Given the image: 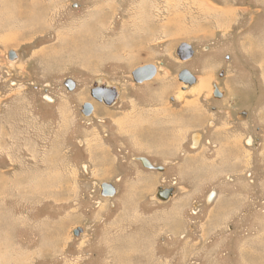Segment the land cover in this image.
<instances>
[{"label": "rangeland", "instance_id": "374dc122", "mask_svg": "<svg viewBox=\"0 0 264 264\" xmlns=\"http://www.w3.org/2000/svg\"><path fill=\"white\" fill-rule=\"evenodd\" d=\"M29 2L0 12V264H264V0H37L36 24ZM144 65L166 78L178 136L128 128L158 107V85L132 81ZM97 80L112 105L90 96Z\"/></svg>", "mask_w": 264, "mask_h": 264}, {"label": "water", "instance_id": "95a60500", "mask_svg": "<svg viewBox=\"0 0 264 264\" xmlns=\"http://www.w3.org/2000/svg\"><path fill=\"white\" fill-rule=\"evenodd\" d=\"M176 55L177 57H179V59L181 60H188L189 58H191L192 53L190 51V47L188 45L182 44L177 48L176 51ZM7 57L10 61H13L17 58L16 54L13 51H10L7 54ZM156 74V67L153 65H144L142 67H138L136 69H134L131 72V78L132 81L135 84H141L143 82L146 81H150ZM177 79L178 81L182 82L184 85L187 86H191L196 82V79L186 70H182L178 75H177ZM65 86L67 87L68 91H71L74 87L73 83L70 80H67L65 82ZM107 96V98L105 100H103L104 104L107 105H112L117 97V92L115 90V88L112 87H108L105 84H101V85H97L95 84L92 88V90L90 91V95L96 99L97 101H102V95ZM213 96L217 99V98H221V93L218 91V89L216 88V86L214 87V93ZM109 97V100H108ZM93 113V106L90 103H85L82 105V109H81V114L84 117H89L91 116ZM243 115H245L243 113ZM141 165L145 168V169H149V170H155V171H162L163 169L161 167H154L153 165L150 164V162L145 159V158H138L137 159ZM160 190V189H159ZM159 194H162V198L167 199L168 197H170L173 193V189H163L158 191ZM100 194L102 195V197L105 198H110L113 197L115 195V189L112 185L107 184V183H103L100 185ZM82 233L81 229H77L73 232V235L75 237H78L80 234Z\"/></svg>", "mask_w": 264, "mask_h": 264}, {"label": "crops", "instance_id": "0c3cea01", "mask_svg": "<svg viewBox=\"0 0 264 264\" xmlns=\"http://www.w3.org/2000/svg\"><path fill=\"white\" fill-rule=\"evenodd\" d=\"M161 72H159V76L161 77V78H165L166 76H167V73H161ZM163 75V76H162ZM166 79V78H165ZM165 79H161V80H158V82L157 81H148V82H150V86H148V87H144L143 89H141L140 88V86H139V89H137L136 91L137 92H139L140 91V89H141V91L142 90H145V91H148L149 90V87H154V86H156V85H158V87H157V90H155V91H157L159 94V101H158V103H156L155 105H158V107L157 106H155V107H157V108H155L154 107V105H153V109H154V112H156V111H159L162 107H161V104H162V101L164 100V97H166L171 91H169V90H167L165 87H164V89H161L160 90V87H161V85L162 84H160V82H162V81H165ZM164 85H165V83H164ZM150 91V90H149ZM154 91V90H153ZM153 91H151V92H153ZM153 92V93H157V92ZM117 97H118V93H117ZM152 107V106H151ZM167 108H165V106L163 107V111H162V113H161V115H162V118L163 119H158V120H156L158 117H160V115H156V114H154V115H152L151 116V114H146V113H144V112H140L139 114H140V118H138V117H136V118H134V121H133V119L131 120V119H128V121L129 122H131V124H129V126H128V128H137V129H140V128H146V127H148L149 126V128H150V125L151 126H154L155 125V121L157 122V121H159V122H157V124L158 125H160L161 127H164V126H166L168 123H171V126H176L177 125V136L178 135H180L181 134V125H183V118H182V116L181 115H179V114H174L173 112H171L170 111V109H167L168 111H165ZM182 109H186L187 110V108L186 107H182ZM138 111H140V110H138ZM156 116H158V117H156ZM170 116V119H169V121L170 122H164L165 120H166V118H168ZM173 118V119H172ZM192 119V118H191ZM193 120V119H192ZM195 120V119H194ZM161 121V122H160ZM143 122H145L144 124H143V126L141 125ZM173 122V123H172ZM148 123V124H147ZM165 123H166V125H165ZM138 126V127H137ZM182 127H184V126H182ZM169 128V127H168ZM152 130V129H151ZM173 131H171L170 133H172ZM175 133V134H176ZM132 136V138L134 137V134H131ZM169 143V142H168ZM173 144V143H172ZM176 144V143H175ZM174 144V145H175ZM167 145H171V142L169 143V144H167ZM173 145V146H174ZM174 147H177V145H175ZM233 148L235 149V150H238V145H234L233 146ZM233 158H235V156H236V153H233L232 155H231ZM237 157V156H236ZM236 159V158H235ZM234 160V159H233ZM151 164V163H150ZM152 165V164H151ZM164 171V169L162 170V172Z\"/></svg>", "mask_w": 264, "mask_h": 264}, {"label": "bare ground", "instance_id": "6f19581e", "mask_svg": "<svg viewBox=\"0 0 264 264\" xmlns=\"http://www.w3.org/2000/svg\"><path fill=\"white\" fill-rule=\"evenodd\" d=\"M36 2H37V0H30V2L29 3H27V6H26V8H27V11H28V13L30 14L29 15V17H28V20H30V19H33V22L31 23V24H33V23H35L36 24V22H38L40 19H42V15L41 14H38V13H36L35 11H34V9L33 8H35L37 5H36ZM17 0H1V2H0V12L1 11H3V12H5V11H7L8 9V14L10 15V16H14V14H15V10H18V7H17ZM20 4V3H19ZM22 4V3H21ZM20 4V5H21ZM38 6H39V4H38ZM40 7V6H39ZM205 7V6H204ZM13 8L15 9L14 11H13ZM11 10V11H10ZM35 10L37 11V8H35ZM19 11V10H18ZM27 11H25V13L27 12ZM8 14H1V15H5V16H8ZM20 15H21V13H20ZM93 15V14H92ZM17 16V15H16ZM27 16V15H26ZM25 16V17H26ZM18 18H21V16H18V17H16L15 18V20L16 19H18ZM98 18V17H97ZM8 19V18H7ZM10 19V18H9ZM185 20V19H184ZM6 24V23H5ZM83 24H85V23H83ZM9 25L10 24H6L5 26H2V28L4 29V30H8L9 29ZM15 25V24H14ZM28 25V24H27ZM20 26V25H19ZM36 26V25H35ZM24 27V26H23ZM17 28V27H16ZM32 28V27H31ZM30 28V29H31ZM15 29V28H14ZM33 29H35V28H33ZM202 29V28H201ZM28 30V29H27ZM32 31V30H31ZM183 31V30H182ZM186 31H189V30H186ZM24 32V31H23ZM28 33H29V31H27ZM184 32H185V30H184ZM83 33V32H82ZM179 33V32H178ZM183 33V32H182ZM20 34V33H19ZM23 34V33H22ZM79 34V33H78ZM10 35V34H9ZM81 35V34H80ZM84 35H87V33L86 32H84ZM180 35H182V34H180ZM184 35V34H183ZM67 36V35H66ZM65 36V37H66ZM73 36V35H72ZM186 36V35H185ZM73 39H74V37H72V38H68L67 39V42L68 43H70V44H72V43H76V42H74L73 41ZM4 40V39H3ZM10 41H11V38H10V36L9 37H7V38H5V44L6 43H10ZM14 41V40H13ZM66 42V43H67ZM65 47V46H64ZM66 50H68V49H66ZM72 55V54H71ZM70 55V56H71ZM67 56H69V55H67ZM73 56H79V54L77 53L76 54V52L74 51L73 52ZM69 58V57H68ZM72 58V57H71ZM190 59V58H189ZM60 64V63H59ZM156 67V66H155ZM156 73H157V68H156ZM155 76H156V74H155ZM154 76V77H155ZM153 77V78H154ZM152 78V79H153ZM151 79V80H152ZM197 81V80H196ZM99 83V84H98ZM96 84L97 85H101L102 84V81L101 80H97L96 81ZM107 86V85H106ZM198 86V85H197ZM196 86V87H197ZM204 85H201V87L199 88H196V89H190V87L191 86H187L186 85V88H185V90H187L188 88H189V90H188V93L190 92L191 94H193L194 92H197L198 90H201V88L203 87ZM109 87V86H108ZM195 90H197V91H195ZM91 96V95H90ZM107 96H108V94L106 95V96H104V95H102V101H98L99 103H102L103 102V100H105L106 98H107ZM152 97H151V101H155L156 100V102H155V104L158 102V100H160L159 98L158 99H156L155 97H153V95H151ZM92 97V96H91ZM93 98V97H92ZM94 99V98H93ZM49 100V99H48ZM94 100H96V99H94ZM108 100H109V97H108ZM50 102H51V100H49ZM97 101V100H96ZM144 101H147V99H145ZM154 104V103H153ZM184 106V105H183ZM162 108L159 110V111H156V112H154V114H156V115H161L160 114V112H162ZM156 117H158V116H156ZM159 119H163L162 117H159ZM121 126V125H120ZM196 147V146H195ZM217 157V156H216ZM215 157V158H216ZM216 162V161H215ZM212 195V194H211ZM212 196H214V195H212Z\"/></svg>", "mask_w": 264, "mask_h": 264}, {"label": "flooded vegetation", "instance_id": "af4514ba", "mask_svg": "<svg viewBox=\"0 0 264 264\" xmlns=\"http://www.w3.org/2000/svg\"><path fill=\"white\" fill-rule=\"evenodd\" d=\"M157 68V67H156ZM154 79V78H153ZM152 79V80H153ZM151 81V80H150ZM98 102V101H97ZM93 111H94V107H93ZM171 136H172V133H171ZM171 143H173V142H171ZM167 144H169V143H167ZM197 145V143L195 142V144H194V146H196ZM169 145H166V147H168ZM234 146V145H233ZM237 152H238V150H237ZM234 152L232 151V153H231V155L233 154ZM239 153V152H238ZM238 153H236V154H238ZM239 156V155H238ZM237 159V158H236ZM225 163V162H224ZM224 163H221V165L219 166V167H224ZM228 167V166H227ZM226 167V168H227ZM220 169H222V168H220ZM115 189V188H114ZM212 195H216L215 193H212ZM212 195H209V198H207V201L208 202H210L211 201V198L213 197Z\"/></svg>", "mask_w": 264, "mask_h": 264}]
</instances>
